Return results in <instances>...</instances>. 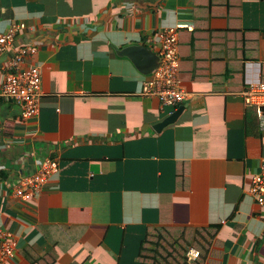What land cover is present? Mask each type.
Instances as JSON below:
<instances>
[{
  "label": "crops",
  "instance_id": "0c3cea01",
  "mask_svg": "<svg viewBox=\"0 0 264 264\" xmlns=\"http://www.w3.org/2000/svg\"><path fill=\"white\" fill-rule=\"evenodd\" d=\"M21 22L15 45L37 48L28 64L42 96L24 120L1 95L16 48L0 52V229L15 238L12 264H144L161 223L218 225L205 264H264V205L249 193L264 129L241 94L263 80L264 0H0V33ZM171 27L189 93L177 108L141 95L156 33ZM240 50L251 53L243 79ZM50 161L41 193L17 197L19 179Z\"/></svg>",
  "mask_w": 264,
  "mask_h": 264
},
{
  "label": "built area",
  "instance_id": "2783aa9c",
  "mask_svg": "<svg viewBox=\"0 0 264 264\" xmlns=\"http://www.w3.org/2000/svg\"><path fill=\"white\" fill-rule=\"evenodd\" d=\"M25 27L24 23H14L6 32L0 33V52L11 47L16 48L17 33ZM159 47V64L153 75L143 82L141 95L157 97L163 105L177 108L183 104L189 95L183 87L180 75L179 31L176 28H165L156 33ZM37 48L31 44H22L6 64V74L2 82L1 95L22 105V116L29 120L39 113L42 96V76L39 66L28 64L29 57ZM244 103L254 106L264 129V80L248 81L241 92ZM56 161L46 163L47 168L30 175H23L14 188L17 197L23 200H33L41 193L49 181V168H56ZM249 193L259 205H264V158L260 170L251 176ZM200 251L190 248L187 252L189 260L199 257ZM16 256V242L13 234L0 229V264H12Z\"/></svg>",
  "mask_w": 264,
  "mask_h": 264
},
{
  "label": "trees",
  "instance_id": "16d2710c",
  "mask_svg": "<svg viewBox=\"0 0 264 264\" xmlns=\"http://www.w3.org/2000/svg\"><path fill=\"white\" fill-rule=\"evenodd\" d=\"M238 53L240 54L238 59L242 62H240V67L236 69L234 76L243 79L245 72L243 60L251 57V53L248 50H240ZM229 69L233 70L232 68ZM262 75L264 80V74ZM218 228V225L211 228H194L191 225L161 223L147 231L150 234L145 240L139 259L144 264H205L207 263L205 260L208 242L216 234ZM190 247H195L200 251V256L192 261L187 258V251ZM212 260L209 264H212ZM51 262L52 259L50 258L45 264H51Z\"/></svg>",
  "mask_w": 264,
  "mask_h": 264
},
{
  "label": "water",
  "instance_id": "95a60500",
  "mask_svg": "<svg viewBox=\"0 0 264 264\" xmlns=\"http://www.w3.org/2000/svg\"><path fill=\"white\" fill-rule=\"evenodd\" d=\"M133 49H136V50H133ZM143 49H141L140 47H137V48H127V49H124V52L126 53V52H128V51H131V54L133 55V56H135V55H139V54H141V51H142ZM150 54H152V53H150ZM149 54V55H150ZM155 60L157 61V63L154 65V62H155ZM152 65H151V68H148V69H141V59L139 60V59H136V60H134V62H135V64L139 67V69H141L143 72H151L153 69H155L157 66H158V64H159V55H157V56H154V55H152ZM182 106H180L179 107V109L178 110H176V111H174L169 117H167L166 119H164L163 121H161V122H159L157 125H156V129H160L161 127H163V126H165V125H167V124H169V123H171V122H174L175 121V119L177 118V116L181 113V111H182Z\"/></svg>",
  "mask_w": 264,
  "mask_h": 264
},
{
  "label": "clouds",
  "instance_id": "9594fccd",
  "mask_svg": "<svg viewBox=\"0 0 264 264\" xmlns=\"http://www.w3.org/2000/svg\"><path fill=\"white\" fill-rule=\"evenodd\" d=\"M190 248H195V247H190ZM190 248H189V249H190ZM196 249H197V248H196ZM187 252H188V251H187ZM199 256H200V255H199ZM197 258H198V257H197ZM193 260H195V259H193ZM191 261H192V260H191Z\"/></svg>",
  "mask_w": 264,
  "mask_h": 264
}]
</instances>
